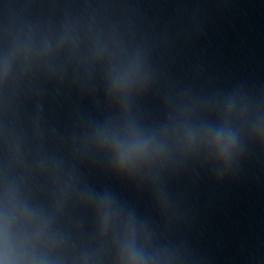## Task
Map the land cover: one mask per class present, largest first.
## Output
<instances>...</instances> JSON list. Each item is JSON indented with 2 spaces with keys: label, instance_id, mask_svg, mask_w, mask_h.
I'll use <instances>...</instances> for the list:
<instances>
[{
  "label": "water",
  "instance_id": "1",
  "mask_svg": "<svg viewBox=\"0 0 264 264\" xmlns=\"http://www.w3.org/2000/svg\"><path fill=\"white\" fill-rule=\"evenodd\" d=\"M0 264H264V0H0Z\"/></svg>",
  "mask_w": 264,
  "mask_h": 264
}]
</instances>
